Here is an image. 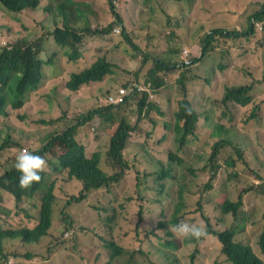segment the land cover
<instances>
[{"label": "trees", "instance_id": "1", "mask_svg": "<svg viewBox=\"0 0 264 264\" xmlns=\"http://www.w3.org/2000/svg\"><path fill=\"white\" fill-rule=\"evenodd\" d=\"M43 1L44 3L47 1V4L43 5ZM43 1L0 0V10L4 13H20L25 9L36 10L42 6V9L55 21L53 30H46L42 21L40 22L41 28L30 29L26 37L22 32L16 41L6 45L0 44V115L7 116L9 106L14 109L21 108L29 93L39 89L43 84L45 73L42 70L43 61L40 52L43 46L40 39L44 36L50 33L54 36L56 43L64 48L62 54L54 52V58L61 69L60 79L64 81L63 100L65 103H70L73 95L75 93L82 94L88 84L103 81L107 75H109L107 81L113 79L111 74L116 73L114 65L117 63H113L107 56H99L89 63L88 54H82L81 51L88 48L90 38H111L115 33L114 28L122 26L121 39L119 38L115 45H125L128 52L133 50L134 58H140L141 53L145 54L141 67H138L134 72L136 78L141 80L142 77H147L154 83L155 91L159 94L163 93L164 87L172 83H177L181 89L176 110L173 113L162 111L161 114L168 118L163 122L162 127L161 123L153 119L155 133L160 132V129L163 128V138H167L173 133L178 143L177 151H169L167 159H159V164L163 165L158 170L161 189L166 188L167 179L176 177L173 171L176 167L183 166L185 159L190 160L196 153L202 156L207 152L209 158L204 168L213 167V170L203 192L205 193L209 189L222 190L219 186L224 184L221 179L223 176L217 171L223 169L224 163L219 164L217 161L223 152L229 150L232 158H228L226 163L234 168L238 165L247 166L256 172L262 182L244 188L236 201L231 200L225 192L216 196L223 214H227L225 217L227 220L231 219L235 227L232 225V228L229 226L219 229L213 227L211 222L208 225L207 233L216 236L222 244L221 260H217L215 264H222L225 261L232 264H264V227L257 236V245L253 243L254 237L244 239L237 235L236 229L241 222L244 223L245 229L260 211L257 208L252 212L244 211L243 197L245 193L257 190V195L262 198L264 204V176H262L264 175V157L252 148L247 138L236 139L242 134V129L237 130V126L228 124L229 121L234 120V115L230 113L233 110L232 106L234 108H251V114L246 122L259 117L260 112L264 109V96H257V92L260 91V94L264 92V76H256V72L243 67L248 70L247 73H250L249 75L254 80L250 83L246 81L243 85H234L217 76L221 75L220 72L225 71L224 63L219 64L222 71L216 72L210 64L208 65L207 61L209 57L218 56L217 52H220L224 59L230 55L233 59V54L238 50L247 52L249 49L246 48L247 45L244 46V43L252 38L256 39L253 55L257 56V62L263 60L264 35L256 36L255 26L251 24V21L255 18L256 21H261L264 24V2H255L254 4L251 2L248 5L244 14L240 15H244L247 20L242 23L241 29L230 28L227 25L205 32L202 19H196L194 24L190 21L198 0H136L139 5H143L144 2L150 3L149 22L138 23L136 25L138 27L129 32L124 24L123 16L117 9L115 0H108V2L116 21H110L106 25H94L88 20L84 25H80V21L84 20L87 13L97 14L92 3L94 0ZM249 10L252 11L248 13ZM193 25L201 29L196 37L199 38L203 50L201 55L191 57L190 54L184 53L182 41L189 39ZM7 27H9L7 24H0V33L4 31L5 34L3 39H9L11 34H16L13 31L10 33L11 30ZM160 36L167 38L169 49L164 50L163 55L146 51L144 45L160 44L162 42ZM226 36L234 39V44L216 42L220 38L224 41ZM236 43L237 45H235ZM186 57L188 58L186 59ZM51 59L53 61V58ZM71 64L73 68L70 67ZM200 68H203L204 71L207 70L210 77L215 80L212 85L214 87L213 98L221 110L218 121L211 122L210 127L199 125L200 115L189 100V82L198 81L201 75L197 69ZM228 73L230 74V72ZM263 73L264 70L261 75ZM256 77L257 79H255ZM207 81L210 82V78ZM128 82L123 81L121 86H131L128 85ZM50 85H52L51 80ZM106 90L104 97L114 92H111L112 88L109 87ZM102 91L104 90L102 89ZM156 99L157 94L153 99L147 93L143 96L129 94L121 103L111 104L100 99L97 106L93 105L75 114L66 108L62 117L70 120V123L64 130L49 129L42 136L41 146H35L34 141H30L26 137L24 130L22 132L25 137L18 142H10L7 139L4 143H0V152H5L9 147V150L12 149L15 152L10 156L14 159L13 165L10 168L4 166L0 168V264H8L13 258L25 257L35 260L39 256L44 259V263L40 264H57L58 257L64 254L60 250L63 245L50 238L49 234L56 227L57 213H62L64 229L68 233L66 237L67 233H64V238H69L68 231L75 225L71 208L78 203L84 206L82 211L89 204L103 213L102 216L92 218L89 226L81 224L84 225L82 230L88 231L89 229L90 232L96 233L102 239L101 244L83 245L84 250L90 251L94 247L93 252L96 251V256L104 255L106 257V264H175L178 260L176 259L177 250L181 243L178 235L171 230L172 227L184 221V218L190 214L200 212L202 218L207 221H210L213 216L210 212L205 211L203 203L194 207L195 203L190 204L187 201L185 190L190 189L187 185L184 184L180 188L179 197L181 200L176 204L171 216L160 219L157 225L156 230H163L169 237H172V240H166L163 244H159L156 238H160V235L155 233L156 230H145V227L141 225L144 210L147 207L143 200L140 201L138 223H134L135 227L128 232L136 238V242L124 243L114 232L117 223H111L118 213L126 218L131 215L126 206L125 197L118 195V187L133 170L128 154L129 139L142 131L144 115L151 116L152 110H160L161 105L157 103ZM138 106L139 115L134 121L130 111ZM58 120L52 117V119L41 120V123L50 125ZM95 122H101L104 127L102 132L96 131ZM99 136L101 137L99 138ZM93 139L95 144L89 152L88 149ZM98 139H103L104 149L101 148L102 143ZM24 146H27L28 150L34 154L44 156L48 162L47 170L41 173V182L34 183L28 189L18 187L21 173L14 167L16 156ZM184 152L186 156H183ZM53 157H57L58 162H53ZM50 168L59 170L61 174L54 175ZM189 168L194 172L197 166L192 163ZM60 177L62 181L76 180L78 182L76 190L65 189L63 192H59L57 184ZM223 179L225 180L224 177ZM110 194L114 196L109 199ZM86 199H88L87 202ZM28 202L32 204L31 207L28 206ZM61 204L63 206L58 211L57 208ZM33 208H36L38 213L34 214ZM5 213H12L11 217L14 216L4 219L3 214ZM133 220L135 219L133 218ZM98 224L104 227L110 237L98 232ZM45 237L49 240L46 247L35 249L32 254L24 251L26 245L40 244ZM77 237L78 235L75 234L70 238L74 241L77 240ZM186 239L189 238H185V242ZM190 242L192 243L194 240L192 239ZM258 245L263 258L254 250L256 246L258 248ZM199 252L200 248L197 246L193 256ZM64 260H67V255H64ZM65 264H67L66 261Z\"/></svg>", "mask_w": 264, "mask_h": 264}, {"label": "rangeland", "instance_id": "2", "mask_svg": "<svg viewBox=\"0 0 264 264\" xmlns=\"http://www.w3.org/2000/svg\"><path fill=\"white\" fill-rule=\"evenodd\" d=\"M228 1L231 0H214V4H212V8H210L209 14L205 15V18H207V20H209L210 22H216L220 25L227 24L226 19L228 18V13L226 11L230 8L228 6ZM242 1L243 0H240L239 3L236 2V5L234 6H240L242 4ZM92 3L93 7L96 8L97 14L92 15L90 13H87V15L84 16L82 25L86 23V20L91 21L95 25L108 24L113 18V13L108 0H94L92 1ZM117 4V9L120 12H124L127 24L130 27H133L131 18L134 15L131 12V0H122ZM206 4H208V1H203L202 5ZM32 12L42 17L43 15L47 14L43 12L42 8H38L36 10L25 9V17L32 14ZM8 14L9 16L1 14V17H4L5 20L10 22L11 19L14 20L13 17L18 15L17 12H8ZM149 15L150 14L148 10H146L144 14L146 19H148ZM196 15L197 13H194L192 15V23H194L197 18H200ZM47 19L51 21L46 23L47 27H51L53 22L52 18L49 17ZM28 24L34 28L38 24V21H36L35 19H28ZM26 25L27 24L25 20L24 29H20L19 32H15L17 35L11 34L9 37L10 40L8 38H5L4 41H6V43H12L20 38L18 35L22 32H24V37H26ZM7 28L12 31L11 26ZM237 29H241L240 26L237 25ZM206 30L207 32H210L211 29L206 28ZM200 32L201 29L193 25L191 35L195 38ZM256 32L259 34V36L264 35V31L259 32L256 29ZM0 35L5 37L4 31H1ZM1 38L2 37H0V39ZM119 38L121 39V34L119 35L114 33L111 38H90L88 40V55L90 58V62H93L99 56H107L109 60L117 63L116 65H114L116 73L111 74L113 79L107 81L109 76L107 75L103 81L94 82L89 87H86L83 90L82 94L77 95L78 93H75L73 95L72 102L70 103H65L63 100V94L65 93V90L63 88V79H57L56 81H54L55 84L53 82L52 85H50V83L47 85L46 83H44L40 89L29 93V98L27 99L24 107H22L21 109H14L9 106V114L7 116L0 115V143H4L5 141H7V139L10 142H18V140H21L23 137H25L22 132V130H24L26 137L30 141H34L35 146H41L42 136L49 129L64 130L70 123V120L62 117V115L64 114V109L68 108L71 110L72 114H75L83 109H88L93 105L97 106L100 103V99H103L102 101H105L108 95L104 97V94L106 93V89L108 87L112 88L111 92H113L116 91L118 87L123 85V81H129L128 85H132L134 82L143 83L148 81L147 77H142L141 80H138L134 73L138 69V67H141L142 59L144 58L145 54L141 53L140 58H134L133 53L135 52L133 50L132 52H128V50L126 51L127 47L125 45H115L117 43L116 41ZM159 38L162 40L160 44L144 45L146 51L149 50L151 52H156L159 55H163V51L169 49V44H167V38L165 36H160ZM186 40L187 39H185V41H182L184 43L183 49L187 48L188 46H192V44L188 40ZM216 42L231 44L232 42H234V39H232L230 36H226L224 41L222 40V38H220ZM0 44L5 45L2 42H0ZM252 44V42H249V46H251ZM194 45L196 47H194V52L192 54L190 52L191 57H193V55L202 54V44L197 42ZM235 45H237V43ZM246 45L247 44L244 43V46ZM246 48L248 49V47ZM56 49L57 47L55 46L54 39L51 38L49 39V41L47 40V42L45 43V52L48 54L47 59L54 58L53 51H55ZM63 50L64 48L60 47V51L63 52ZM245 52L246 51L244 50L235 52L234 59L229 57V60L227 58L225 59V62L222 59V55H220V52H217L218 56L214 55L213 57L207 58L208 65L210 64L215 69V71L218 72L222 71L219 67V64L226 63L228 66H233L234 68L220 72L221 75H217L218 77L234 85H243L246 83V81H249L250 83L254 79L251 75H249L250 73H247L248 70L243 69V67L256 72V76L259 75L260 77H262L264 76V73L263 75H261V72L264 70V57H262L263 60L260 62H257V60L254 59L248 60L247 58H250L252 56L251 52ZM81 53L83 54L84 50H82ZM188 57H186V59ZM118 64H121L122 68ZM45 67L46 69L48 67H50L51 69L55 68L53 63H46ZM197 72L201 75V77L197 82H189V98L200 114V121H202L203 123L202 125L205 126L209 121H211L212 123L218 121L221 110L220 107L216 105L215 99L213 98L214 87L212 85L215 83V80L211 78L207 70L204 71L203 68L197 69ZM228 72H230V74ZM209 78L210 82L207 81V79ZM102 89L104 91H102ZM180 91V85H178L177 83H172L169 86L164 87L163 93L159 94V92H156V101H158L157 103L161 105L160 110H152L151 116L144 115L142 131L140 133L134 134L132 138L129 139L128 154L131 158L133 170L130 175L126 176L121 185L118 187V195L125 197V203L131 215L129 218H126L118 213L114 221L111 222L112 224L117 223L114 228V232L117 237L121 238L124 243L131 244L137 241L136 238L128 232L130 229L135 227V224L138 223V211L141 200H143L147 204V207L144 210L141 225L145 227V230H156L160 219L169 218L172 212L175 210L176 204L181 200L179 197L180 188L185 184L190 188L185 190V197L187 198V201L190 204L195 203L194 207H198L200 206V203H203V208L205 209V211L208 213L210 212L213 215L211 216V220L207 221L203 219L202 214L198 212L185 217V222L190 224L203 222L207 226V228L211 222V224L215 228H228L229 226H231L232 228V220L230 219L227 221V218L225 217L227 214H223L216 196H219L221 193L225 192L231 200L236 201L239 197L240 192L244 188L252 187L253 185L262 182V179H258L256 172H254L247 166L238 165L236 168H234L229 163H226V161H228V158H232L228 150L223 152L219 156L217 161V163L219 164L224 163L223 169L217 171L218 174H221L225 178L224 180L223 177H221V179L224 181V184L220 185L219 188H222V190H209L205 193L203 192V189L206 187L210 180V175L212 174L213 170V167L204 168V165L205 163H207L209 158V154L207 152L202 156H199V154L196 153L190 160L185 159V164L183 166L176 167L174 169L173 173L176 175V177H170L169 179H167L166 188L164 190L161 189V186L159 184L158 170L161 169L163 165L159 164V159H167V153L169 151H177V141L175 140V135L173 133H171L167 138H163V128L160 129V132L155 133V125H153V119H155L158 123H161L162 127L163 122L168 118L161 113L162 111L173 113L176 110L177 102L181 96L179 95ZM205 92L210 94L208 96V103L204 102L203 100ZM258 95L262 97L264 96V92H261L260 94V91H258L257 96ZM232 107L233 110L230 111V113L234 115V120L229 121L228 124L237 126V130L242 129V134L239 135L236 139L238 140L240 137L247 138L248 143L252 146V148L260 152L264 157V109L260 112L258 118H254L252 121L246 122L248 116L251 114V108L246 109L242 107ZM130 114L133 115L134 121L137 120V117L139 115V106L138 108L135 107L132 111H130ZM206 115L208 116L209 121L205 119ZM52 117L59 120L50 125L41 123V120L52 119ZM94 125L96 126V131H98L99 133L104 130L101 122H95ZM100 137L101 136H99V138ZM92 138L94 137L92 136ZM98 141L102 143L101 148L104 149L105 145L103 143V139H98ZM94 144L95 140L93 139L90 143V147H93ZM25 147L26 149H28L27 146H24L23 149ZM9 148H6L5 152H0V168L2 166L10 168L13 165L14 159L10 158V156H12L15 152L12 149L9 150ZM183 156H186L185 152ZM53 162H58L57 157H53ZM192 163L197 166L194 172H192L189 168ZM210 164L212 165L213 163L211 162ZM50 170L54 175L61 174V172L57 169L50 168ZM59 179L60 181L57 184V189L59 192H63V190L65 189H69L71 191H74V189L76 190V185H78V182L76 180L62 181L61 177ZM113 196V194H110L109 199ZM243 199V209L245 212H252L256 208L260 209V211L257 216H255L253 220H251L250 224L246 226L245 229L244 223L241 222V224L236 228L237 235L244 239H250L254 237L253 243L257 245V236L261 233L262 228L264 227V204L262 203V198L257 195V190H252L245 193ZM87 201L88 199H86V202ZM28 206L31 207L32 204L28 202ZM62 206L63 204L59 205L57 210L60 211ZM83 207L84 206L81 203H78L74 204L73 208H71L72 214L75 218V225H73V228L68 231L70 236H68L69 238L67 239L64 238V233L67 230L64 229L62 213H57V218L55 221L56 227L49 234L50 238L63 245L60 250L64 254L58 257V259L56 260L57 264H65V261L67 264L107 263L106 257L104 255L101 257L96 256V251L93 252L94 247H92L90 251L84 250L85 247L83 245L102 243V239L100 238V236H98L96 233L94 234L93 232H90L89 229L88 231L82 230V227L84 225L89 226L92 218L102 216L103 213L93 205L90 206L89 204H87L82 211ZM35 209L36 208L32 209V211H35L34 214L38 213ZM185 210L188 209L185 208ZM11 214L12 213L3 214L4 219L10 218ZM133 218L135 220H133ZM81 223H83L84 225H82ZM233 227H235V224L233 225ZM97 230L101 235L110 237L109 233L101 224H98ZM155 233L160 235V238L155 237L159 244H163L166 240H172V237H169L168 234L163 230L158 229ZM75 234L78 235V237L77 240L75 239L73 241V239L70 237ZM177 237L179 238L181 246L177 250L176 259L178 260L175 262V264H215L217 260H221L222 244L216 236L208 234L206 238H202L197 243L196 240L191 243L190 241L192 239H186L185 242V237ZM17 242L20 241L17 240ZM48 244L49 240L47 237H45L44 239H42L40 244L26 245L24 247V251L28 254H32L35 252V249L44 248ZM197 246L200 248V252L193 256V253ZM254 250L261 258H263L261 256L262 252L259 245L258 248L256 246V249L254 248ZM64 255H67V260H64ZM40 263H44V259L42 256H39L35 260H29L25 257L18 259L13 258L8 264ZM222 264L232 263L229 261H225Z\"/></svg>", "mask_w": 264, "mask_h": 264}, {"label": "clouds", "instance_id": "3", "mask_svg": "<svg viewBox=\"0 0 264 264\" xmlns=\"http://www.w3.org/2000/svg\"><path fill=\"white\" fill-rule=\"evenodd\" d=\"M116 6H118L117 3H119V0H115L114 1ZM206 8L210 9L212 8V5L210 4H206ZM114 19L113 21L115 22L116 21V18L115 16H113ZM112 21V22H113ZM192 22V20H190ZM194 24V23H193ZM253 26H255V30L257 29L259 32H263L264 31V24L261 22V21H256L255 18H253L252 20V23H251ZM116 27H120L121 28V32H122V29L123 27L122 26H116ZM115 27V28H116ZM115 28H114V32H115ZM121 32L117 33L115 32V34H121ZM191 36V35H190ZM49 38H53L54 39V42H55V46L56 47H61L60 45H58L55 41V38L53 35H51L50 33L46 36H44L42 39H40V41L42 42V46H43V49L42 51L40 52V56H41V60L43 61V65H42V70L43 72L45 73V78L43 80V84L47 83V79L49 78V76L54 79V81H56L57 79V76L55 74V72H59L61 71L60 69V66L58 65V62L55 58H53V61L52 59H47L48 57V54L45 52V40L49 39ZM0 42L4 43L5 45L7 44L6 41L1 40ZM195 46L194 44L192 46H188L187 49H189V54L191 52L190 48ZM186 48H184L185 50ZM53 52H56V51H53ZM60 54H62V52L60 51ZM188 54V55H189ZM192 54V52H191ZM225 62V59L222 58ZM113 62V61H112ZM54 64L55 68L51 69L50 67H48L46 69L45 67V64ZM114 63V62H113ZM226 64V63H224ZM73 68V66H72ZM257 78V77H256ZM53 81V82H54ZM52 82V83H53ZM148 82H152V81H146V82H143V83H148ZM135 83H140V82H134L131 86H129L130 89L134 88V90L132 91L133 95H140V96H143L145 93L148 94V96L153 99L156 97V91H155V88H154V83L152 82L153 84V91H154V94L155 96L154 97H151L149 92L148 91H145L143 93H140L136 90V86H135ZM42 84V85H43ZM42 85L39 87V89L42 87ZM121 87V86H120ZM126 87V86H125ZM119 88V87H118ZM38 90V89H36ZM34 90V91H36ZM118 90V89H117ZM116 90V91H117ZM115 92V91H114ZM113 92V93H114ZM110 95V94H109ZM108 95V96H109ZM108 96L107 98L105 99L106 102H107V99H108ZM208 96H209V93L205 92L204 93V96H203V100L204 102L208 103ZM28 98H29V95H28ZM27 98V99H28ZM27 99H26V102H27ZM190 102H191V105L192 107L198 112V110L195 108L194 104L192 103L191 99L189 98ZM25 102V104H26ZM108 103V102H107ZM25 104L22 106L24 107ZM112 104V103H111ZM21 107V108H22ZM19 108V109H21ZM199 113V112H198ZM200 115V114H199ZM205 119L208 120V116L206 115L205 116ZM209 121V120H208ZM202 121L199 122V125L201 127H210L211 126V121H209L207 123V125H202ZM177 148H178V143H177ZM15 169L21 173L20 177H19V180H18V187H20L21 189H28L30 188L34 183H40L41 180H42V175L41 173L45 172L48 168V162L47 160L45 159L44 156H41V155H36L34 154L33 152L29 151L28 149H21L18 153V155L16 156V162H15V165H14ZM258 179H261V178H258ZM259 184V183H258ZM211 190V189H209ZM208 190V191H209ZM221 208V207H220ZM228 221V220H227ZM224 228H227V227H224ZM224 228H219V229H224ZM175 234H177L178 236H182V237H185V238H189V239H193V240H196V241H199L201 240L202 238H206L208 233H207V226L203 223V222H199V223H187L185 221H181L179 224H177L176 226H174L172 229H171ZM220 241V240H219Z\"/></svg>", "mask_w": 264, "mask_h": 264}, {"label": "crops", "instance_id": "4", "mask_svg": "<svg viewBox=\"0 0 264 264\" xmlns=\"http://www.w3.org/2000/svg\"><path fill=\"white\" fill-rule=\"evenodd\" d=\"M122 1V0H119V2ZM203 1H208V4L212 5L214 4V0H198V2L196 3V9L195 11L191 14V17L194 13H197L196 16L200 17V18H197V19H202L201 21L203 22L204 24V27H205V32L207 31V29H213V28H218L220 26H227L229 25L230 28H234L236 27L237 28V25L240 26V28H242V23L243 22H247L246 18L244 17V15L240 16L241 14H244L245 10L247 9L248 5L252 2V4H254L255 2L257 3H263L264 0H243L242 1V4L238 7H235L234 5H236V2L239 3L240 0H231V1H228V6L230 7L226 12L228 13V18L226 19L227 21V24H224V25H220L219 23H216V22H210L209 20H207V18H205V15L209 14V8L207 9L206 8V5H202ZM61 3V1H60ZM82 3V2H81ZM43 5H46L47 4V1H44L42 2ZM150 3H143V5H139L136 3V0H131V12L133 13V17L131 18V21H132V25L133 27H130L128 24H127V21H126V17L124 15V12H119L121 13V15L123 16V19H124V24L125 26L127 27L128 31L129 32H132L134 30V28L138 27L136 26L138 23L141 24L143 21H148L149 22V17L148 19H146V17L144 16L145 14V11L148 10L149 14H150ZM247 6V7H246ZM40 8H43L42 6H40ZM95 8V7H94ZM96 9V8H95ZM252 10H249L248 13H250ZM43 12H45L43 10ZM0 13L3 14V15H8V13H4L3 11L0 10ZM46 13V12H45ZM1 14H0V24L4 23V24H7L8 26H11L12 27V31L13 32H19L20 29H24V25H25V20H26V26H28L29 28L27 29V32L30 30V29H39L41 28V25H40V22L43 21V25L45 27L46 30H53L54 28V24H55V21L52 19V26L51 27H47V22H51L50 20H48L47 18L51 17L50 15L48 14H45L42 16H38L36 14H34L32 12V14H30L29 16L25 17V14H24V10L20 13H17L18 15L13 17L14 20L11 19V22L10 21H7L5 20L4 17H1ZM195 16V17H196ZM138 17V19H137ZM28 19H35L36 21H38V24L33 28L31 25L28 24ZM114 17L111 19V21H113ZM192 19V18H191ZM204 20V21H203ZM253 20V19H252ZM82 22L83 20L80 21V25H82ZM252 22V21H251ZM95 25V24H94ZM12 31H10V33H13ZM204 32V33H205ZM10 35V34H9ZM256 36L259 37V34L256 32ZM2 37L0 39L3 40L4 36H1ZM51 39V38H49ZM49 39H47L49 41ZM104 39V38H102ZM47 40H45L44 43L47 42ZM188 41L191 43V44H195V43H200L199 42V38L197 37H193L192 35L189 36V39ZM255 41L256 39L255 38H252L251 40H247L246 44H247V47H248V51L251 52V57L250 58H247L248 60H251V59H254V60H257V56L256 55H253L254 54V50H255V47H254V44H255ZM249 42L253 43L251 46H249ZM231 44H234V42H232ZM194 47L196 46H193L190 48L191 52L193 53V49ZM99 49H102V48H99ZM83 50V49H82ZM88 50H89V46L88 48L84 51V53L88 54ZM56 52L60 53V47H57V49L55 50ZM241 50H238V51H235V52H240ZM246 53V52H245ZM235 54V53H234ZM233 54V55H234ZM231 58V55L229 56ZM229 57H228V60H229ZM88 58H89V55H88ZM90 59V58H89ZM234 59V58H233ZM89 63H92L90 62L89 60ZM255 63V62H254ZM225 65V71L227 69H233L234 67L233 66H228L227 64H224ZM70 67L72 68V64L70 65ZM57 78L60 79V75H61V71L59 72H55ZM50 80L51 82L54 81V79H52L50 76L49 78L47 79V83H50ZM90 84L87 85V87H89ZM94 147V146H93ZM93 147H89V152H91V148ZM130 175V174H129Z\"/></svg>", "mask_w": 264, "mask_h": 264}, {"label": "built area", "instance_id": "5", "mask_svg": "<svg viewBox=\"0 0 264 264\" xmlns=\"http://www.w3.org/2000/svg\"><path fill=\"white\" fill-rule=\"evenodd\" d=\"M115 32L119 33L121 32V28L120 27H116L115 28ZM184 53L186 55L189 54V49H185ZM136 86V90L140 93H143L145 91H148L151 97H154V91H153V84L152 82H148V83H135ZM134 90V88L130 89L129 87H125V86H121L118 88L117 91H115L114 93H111L108 96L107 102L108 103H112V104H118L121 103L123 101H125V97L131 93H133L132 91ZM68 235V233L66 234V236Z\"/></svg>", "mask_w": 264, "mask_h": 264}]
</instances>
